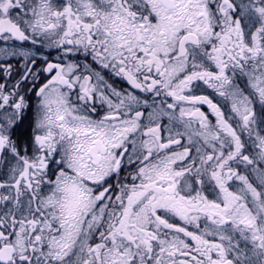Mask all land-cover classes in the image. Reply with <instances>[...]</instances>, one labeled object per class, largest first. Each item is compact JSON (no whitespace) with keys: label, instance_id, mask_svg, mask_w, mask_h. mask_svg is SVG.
<instances>
[{"label":"snow or ice","instance_id":"obj_1","mask_svg":"<svg viewBox=\"0 0 264 264\" xmlns=\"http://www.w3.org/2000/svg\"><path fill=\"white\" fill-rule=\"evenodd\" d=\"M0 264H264V0H0Z\"/></svg>","mask_w":264,"mask_h":264}]
</instances>
